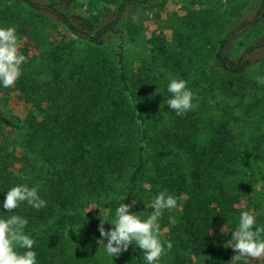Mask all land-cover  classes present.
Masks as SVG:
<instances>
[{"label":"trees","instance_id":"16d2710c","mask_svg":"<svg viewBox=\"0 0 264 264\" xmlns=\"http://www.w3.org/2000/svg\"><path fill=\"white\" fill-rule=\"evenodd\" d=\"M43 1L0 0L2 25H17L28 47L42 52L20 49L27 62L13 85L24 116L13 121L0 112V138L3 128L17 134L16 140H0V201L10 187L27 184L38 185L47 202L39 210L26 203L13 209L29 221L25 231L35 238L38 264H145L135 244L108 257L98 225L100 219L111 223L115 208L137 197L145 216L151 214L152 198L164 189L177 205L158 218L161 236L173 242L161 264H264V256L230 261L235 252L227 243L241 211L258 214L264 225V128L251 125L258 138L236 143L233 131L243 127L212 114L216 78L208 73L228 74L219 97L238 96L234 87L250 62H234L225 49L264 16L246 19L248 0H200L171 26L170 40L146 38L132 58L125 42L142 29L129 12L166 0H86V11H78L81 0ZM49 28L76 39L60 32L53 38ZM115 35L119 48L109 44ZM159 63L182 68L180 79L194 94L195 107L180 115L172 110L180 125L168 139L150 136L148 102L129 83ZM222 99L217 104L232 112ZM180 147L185 163L177 159ZM19 151L25 164L15 173ZM11 214L0 208V216ZM75 225L79 233L69 229Z\"/></svg>","mask_w":264,"mask_h":264},{"label":"rangeland","instance_id":"374dc122","mask_svg":"<svg viewBox=\"0 0 264 264\" xmlns=\"http://www.w3.org/2000/svg\"><path fill=\"white\" fill-rule=\"evenodd\" d=\"M7 1L10 0H1ZM82 5L78 11H86L87 1L81 0ZM200 0H166L163 5L154 6L153 8L137 6L129 12L131 15V22L133 24L140 25L142 29V34L136 40H129L125 42L127 50L130 57L135 58L137 53L142 50V41L146 38H151L155 35L161 34L166 37L168 40L171 39V26L174 23L180 21L186 13L190 10V7H197V2ZM204 1V0H203ZM40 2H44L40 0ZM194 3V4H193ZM193 4V5H192ZM259 16L261 18L264 16V7L261 0H248L244 17L248 20H254ZM111 19V18H109ZM2 21H0V26H3ZM16 28V34L19 38V52L20 49L24 47L30 49L29 44L25 38L20 34V30L17 25H14ZM52 37L59 38L57 35L60 32L62 37H67V39H76V37L66 30L59 28L58 31L51 29ZM122 40L119 35L111 37L109 44L113 47L119 48ZM255 46V50L251 53H246L248 48ZM227 56L237 62L239 59L244 58L250 62L248 69L245 73L241 74V79L235 85V89H239L238 96L232 98L226 96L222 99L219 97L222 90L219 86H222L223 81L228 80L227 73H218L212 70H209V75L212 76V72L215 75L216 83L213 84V89L215 90V97H209V105L212 108V114L223 117L225 121H229L232 127H243L241 129H236L233 131L234 139L236 143L240 144L242 142H250L251 139L258 138L256 132H251L252 126L264 128V83H257L256 77H264V18L260 19L257 24L248 25L245 29L240 31L232 42L226 47ZM33 53L38 56L42 55V52L34 51L33 49L29 50V54ZM139 61L134 62V68ZM193 68V66L191 67ZM182 68L173 67L171 69L167 68L163 64H152L149 66L147 77L143 80L130 79L129 83L133 91L142 94L145 96L148 105L147 109L150 111L147 121V126L149 129L150 136L156 138L166 139L172 137L175 131H177L178 125H180L176 118L173 115L172 109L164 103L171 94L167 92V84L171 78L180 79L182 76ZM22 74V73H21ZM158 89V92L156 91ZM219 94V95H218ZM9 95V99H7ZM227 100L231 104L232 112L228 107H222L217 104L220 100ZM226 101V102H227ZM25 105L22 101V96L19 90L15 85L9 87H0V112L6 115L9 119L15 121L16 118L24 116ZM259 114H263L259 116ZM237 118V120H235ZM242 133V135H241ZM11 139L16 140L17 134L10 128L2 129V135L0 140ZM177 159L183 163L186 162V153L184 148L180 147L177 151ZM22 151L18 152V162L12 167V170L15 173H19L22 166L25 164V161L22 160ZM137 203L134 208L130 211H141L143 212V199L136 198ZM161 233V231H160ZM161 235V234H160ZM164 238V236H161ZM138 247V246H137ZM139 248V247H138ZM141 250V249H140ZM163 259L160 257L159 262L161 264ZM165 264V263H164Z\"/></svg>","mask_w":264,"mask_h":264},{"label":"clouds","instance_id":"9594fccd","mask_svg":"<svg viewBox=\"0 0 264 264\" xmlns=\"http://www.w3.org/2000/svg\"><path fill=\"white\" fill-rule=\"evenodd\" d=\"M19 43L15 26H0V87L11 86L20 77L22 64L27 62V57L18 50ZM256 80L257 83H264V77L258 76ZM167 92L171 95L164 103L177 115L195 107L194 94L184 79L171 78ZM38 187L16 184L6 191L4 199L0 201V208L13 213L0 216V264H38L37 252L33 247L35 238L25 231L29 221L13 211L22 203L37 210L42 209L47 202L39 195ZM136 203V199H132L131 203H120L115 208L111 223L100 219L98 242H103L108 257H117L127 251L129 245L135 244L142 250L145 264H160L159 258L172 248L173 242L161 237L158 218L165 209L176 207L177 200L167 189L159 191L151 200L153 211L147 216L141 211H130ZM257 215L249 211L240 212L238 224L227 242L235 252L230 261L264 256V225L258 222ZM105 222L110 225L107 229ZM70 228L79 233L78 225Z\"/></svg>","mask_w":264,"mask_h":264},{"label":"crops","instance_id":"0c3cea01","mask_svg":"<svg viewBox=\"0 0 264 264\" xmlns=\"http://www.w3.org/2000/svg\"><path fill=\"white\" fill-rule=\"evenodd\" d=\"M234 37H236V35H235ZM234 37L232 38V40L234 39ZM232 40L229 42V44L232 42ZM229 44H228V45H229Z\"/></svg>","mask_w":264,"mask_h":264}]
</instances>
